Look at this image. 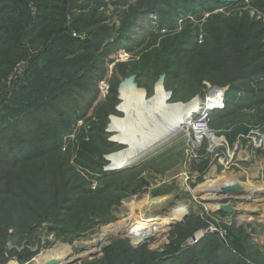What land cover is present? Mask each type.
<instances>
[{
  "label": "rangeland",
  "instance_id": "rangeland-1",
  "mask_svg": "<svg viewBox=\"0 0 264 264\" xmlns=\"http://www.w3.org/2000/svg\"><path fill=\"white\" fill-rule=\"evenodd\" d=\"M36 1L44 0L28 3L32 16L37 13ZM171 6L189 10L179 9L182 14H176ZM151 7L159 14L147 12ZM64 9L65 31L57 46L74 40L100 48L97 53L76 52L78 57L102 56L99 78L84 83L95 85L97 92L90 100L77 89L81 96L70 95L69 103L64 100L71 109L54 106L57 110L51 112L52 121L46 128L51 129L52 140L60 141L58 149L15 166L0 163V178L8 177L15 184V196L0 195V264H37V255L40 260L57 246L72 248L76 259L68 264H164L165 253L176 244L187 248L205 235L213 236L212 240H203L187 253L195 255L196 262L264 264V149L253 147L246 138L254 129L264 134V0H68ZM159 17L166 22L160 24ZM131 25L134 32L126 37L137 36L132 41L123 37ZM55 46L56 42H42L38 50ZM27 51L30 56L18 59L4 86L0 84V117L4 118H0V145L5 150H18L23 140L32 137L21 132L16 106L7 105L12 85L30 64L32 45ZM77 56L65 59L72 61ZM46 57L51 59L50 54ZM168 67L181 77L165 82L164 91L170 97L165 95L160 110L188 107L197 95L203 102L213 94L217 99L213 111L223 110L208 127L229 148H220L217 155L210 153L204 141L197 142L179 124L173 130L179 134L158 144L144 161L120 168L123 171L109 170L113 161L106 158L129 147L113 139L126 134L123 128L112 129L110 117L122 122L128 117L124 99L122 112L118 110L119 84L144 71L146 76L138 86L147 91L143 102H152L158 95L155 83ZM242 72L247 78L233 85L232 79ZM232 87L237 89L232 91ZM216 90L224 94L223 102L219 94L212 93ZM229 91L231 104L226 106ZM255 97L258 101L253 102ZM84 100L90 104H83ZM197 109L187 118L195 116ZM146 115L140 114L138 121ZM63 122L69 129L61 135L58 129ZM244 127L247 132L242 133ZM235 143L239 146L232 151ZM227 150L229 163H220ZM103 173L111 175L104 177ZM210 183L250 184L257 190L217 200L221 194L203 189ZM227 205L232 213L223 211ZM178 209H182L181 216L175 213ZM133 217L170 223L148 222L142 232L127 229L132 235L106 233V240L89 252L94 235L118 229ZM31 255L26 263L19 259Z\"/></svg>",
  "mask_w": 264,
  "mask_h": 264
},
{
  "label": "trees",
  "instance_id": "trees-1",
  "mask_svg": "<svg viewBox=\"0 0 264 264\" xmlns=\"http://www.w3.org/2000/svg\"><path fill=\"white\" fill-rule=\"evenodd\" d=\"M30 1L34 2L35 0H0V84H2V86H4L3 83L6 77L12 71L14 65L19 61L18 59L30 56V53L27 51V46H29V44L32 45L34 51L33 56L29 59V66H27V68L22 71L21 75L18 76L16 83L12 85L10 90L11 100L9 103H7V105L14 104V106L17 108L16 110L20 112L21 117L19 118L18 122L21 132H29L32 137H30V140H23V146L18 150H5L0 145V163L3 165H19L24 160L43 157L49 151L59 148L60 141L58 140V142H55L52 140L48 135L51 129L46 128L47 122L52 121L51 112L57 110L54 106L59 105L62 108L71 109L72 105L70 106L68 104L70 102V95L74 94L81 96L78 91H76L77 89L88 96L90 100L95 97L97 92L96 86H88L84 83L94 82L97 80L99 78V69L102 65V56L96 57L83 55L78 57L77 55L79 54L76 53L80 51H93L94 53H97V50L100 48L97 47L96 44H94V46H84L73 40V43L71 44L60 42L62 45L66 44L65 47L57 46V43H59V37L65 31L64 6L68 0H44L43 2L36 1L35 7L37 13L33 16L30 14L28 8V3ZM214 1L218 2L220 0ZM191 2H188L187 5ZM61 4L63 5L62 7ZM210 7L211 6L205 8L208 9ZM172 8L176 14H182V11L179 9H182L183 12L189 10L188 7H179L177 10H175L174 7ZM147 12H156L159 14L158 9L154 7L149 8ZM144 17L147 18L149 16L145 15ZM160 20V24L166 22L164 19L160 18ZM139 24H141L140 20ZM136 25L133 24L134 27ZM76 26L80 27L81 25L79 22H77ZM133 26L132 28L130 27L129 31H127L125 35L123 34L124 39H129L130 41L136 40L137 36H134V38L126 37L130 31L131 33L134 32ZM152 26H157V24ZM144 32L149 33L148 31ZM121 39L114 44V47L118 46L122 42ZM42 42H56V46L52 49H45V47H43L42 50H38ZM48 54L51 55V59L46 57ZM67 55L77 57L72 61H66L65 57ZM60 59L66 62H62ZM164 74V84L169 77L173 79H178L181 77L178 72H172L171 68L169 67L164 71ZM134 75H136L137 83H139L141 78H145L146 76L144 71L136 72ZM246 78L247 76L242 72L239 77L232 79L231 83L234 85L237 81ZM235 89L237 88L232 87L230 90L235 91ZM228 93H230V91L227 92V98L225 97L226 106H230L231 104ZM35 95L36 97H34ZM36 99H39L40 101H36ZM248 99L250 98L248 97ZM64 100H66L68 103H66ZM30 101L39 102L38 104L43 103V105H35L34 102ZM255 101H258L257 97H255L253 102ZM83 104L89 105L90 103L89 101L84 100ZM76 110L77 107L73 109V113H75ZM222 110L212 112V122L216 116L222 113ZM0 118L2 121H4L3 117ZM15 118V120H17L18 117ZM212 125L217 127L214 124ZM68 129L69 127H66L65 123L63 122L62 125H59L58 130L62 135ZM241 132H247L246 127H244ZM228 139L229 141L231 140L230 137ZM110 145H112L111 142ZM116 171L119 170H115L114 172ZM100 172H102V170ZM108 175L111 174L103 173L104 177ZM14 194L15 184L13 181H11L8 177H1L0 195L13 196ZM106 227H108V225L102 227V229ZM212 238L213 236L211 235H205V237L201 239L200 242H204L205 240L210 241ZM199 243H196V246L193 245L187 248L181 247V244H176V248L165 253L166 257L163 258L164 264H166L169 260L175 261V264H203L196 262V259L193 258L195 255H192V253L187 254L189 250L195 247L198 248L197 245H199ZM176 252H178V255H176ZM32 257L34 256L31 255L27 258L19 257V259L20 261H23L22 263H26Z\"/></svg>",
  "mask_w": 264,
  "mask_h": 264
},
{
  "label": "bare ground",
  "instance_id": "bare-ground-1",
  "mask_svg": "<svg viewBox=\"0 0 264 264\" xmlns=\"http://www.w3.org/2000/svg\"><path fill=\"white\" fill-rule=\"evenodd\" d=\"M215 92L216 94H219L217 91ZM215 92L212 91V93ZM156 94H158L157 98L154 96L155 99H152V102L148 101L149 103H144L143 102L144 98L140 92L133 90L131 87L125 88V90L123 91L122 101L124 99L125 102L123 109L126 111L128 117H126L124 122L116 120V118H112V121L114 123L112 129L115 128L117 129L118 127L123 128L124 133L126 135H123L120 138L114 137L113 139L116 141L123 142V144L127 143V145H125L126 147L129 146L127 147V149H129L130 147L131 148L128 151H125L127 149L120 151L119 153L122 152V154L118 155L117 153L116 155H111L110 160L111 163L113 161V164L108 166L109 170L110 169L115 170L117 168L119 170L124 168H130L132 166H135L137 163L144 161L148 156V154L151 152V150L154 149L158 144L167 140L169 137H174L175 135L179 134L178 132L173 131L179 124H183V126H185V128L188 130L187 131L188 135L194 136L195 140H200L201 137L197 136L194 133L196 126L200 125L203 122L202 120H198L197 114L199 108L195 112V116L192 115V117L187 118V115L190 116V114L194 112L192 109L194 108L196 109L197 107H199L198 102L192 101L190 104H188V107H184V108H181L179 106L166 108V106H164V111H161L160 108L162 104L164 105V101L166 100L165 99L166 94L161 92L160 90H158ZM212 95L213 94H210L202 102L204 107L203 109H205V111H210L209 109H212V107H214L213 102L214 100H216V97ZM191 106H193L194 108L190 109ZM121 108H122V104L120 105V109ZM216 109L217 108H215L214 110ZM188 110L190 112H188ZM146 112L148 113V115L144 117L145 119L143 121L142 120L138 121L139 115ZM229 158L231 159L230 155ZM226 159L228 160L227 157ZM220 163H223V161H221ZM227 187H233V186L230 184H222L218 186L217 184L210 183L203 189L211 190L212 192L210 193L213 192L217 193L219 190L225 189ZM256 187L255 185L252 186L250 184H246L238 188L241 189L242 193H247L250 191H256L257 190ZM226 197L227 195L222 194L218 196V198L216 199L220 200ZM163 200H157V201L163 202ZM178 212L180 216L183 213L182 209H178L175 213L177 214ZM135 217L131 219L130 223H126L121 227H119L118 229L110 228L103 232H98L96 235H94L92 237V241L90 245L87 247V249H89V252L91 253L92 251H94V248H96L98 244L106 240V238L109 236V235L107 236L106 233L113 234L114 232L122 231L120 233L121 235L131 234L129 231H127V229H132L133 231H141L142 229L145 230L148 228L149 225L148 222L151 223L154 222L153 224L155 225L170 223L169 220H164V219L158 220L159 218L141 220V218L138 217L135 218ZM38 258H39L38 255L36 258H34V261L35 262L37 261V264H53V263L68 264L76 259L75 253H73L72 248L67 246L60 248H58L57 246V248H55L54 250L50 251L49 253H46L44 257L42 256L40 260H38Z\"/></svg>",
  "mask_w": 264,
  "mask_h": 264
},
{
  "label": "built area",
  "instance_id": "built-area-1",
  "mask_svg": "<svg viewBox=\"0 0 264 264\" xmlns=\"http://www.w3.org/2000/svg\"><path fill=\"white\" fill-rule=\"evenodd\" d=\"M13 78V77H12ZM217 92H219V90H216ZM214 92V91H213ZM216 93V92H215ZM219 97H217L220 101L223 102V98H224V94L219 92ZM209 96V94L207 95V97ZM213 96V95H212ZM218 96V95H216ZM217 100V99H216ZM199 110H198V120H202L203 122L200 125H197L195 128L194 133L197 136H200V140H196L197 142H202L204 141L206 143V146L208 148V150L210 151V153H214L215 155L218 154L217 151H219L220 148H225L228 149V144L226 143V141L224 139H222L219 136H216V132L211 131L209 129V123L211 121V114L213 111H205V109H203V103L201 102V104L199 105ZM247 138V142L249 144H251L253 147L257 148V149H264V134H262L258 129H254V131H250L249 134L246 136ZM239 146V143H235L233 145V150L235 151ZM230 152H228V150L226 151V154L220 158H222V161H226V164L229 163V161L226 159V157H229V155L231 156V154H229ZM219 156V155H218ZM217 156V157H218ZM224 233H220V236H223Z\"/></svg>",
  "mask_w": 264,
  "mask_h": 264
},
{
  "label": "water",
  "instance_id": "water-1",
  "mask_svg": "<svg viewBox=\"0 0 264 264\" xmlns=\"http://www.w3.org/2000/svg\"><path fill=\"white\" fill-rule=\"evenodd\" d=\"M164 81H165V74H162V75L159 76L157 82L155 83V86H154L155 87L154 88L155 89V94L157 93L158 90H160L161 92H163V93H165L167 95V99H168L170 97V93H167V92L164 91ZM130 87L133 90H136V91L140 92L142 94L143 98L146 97L147 91H146L145 88L138 86V83L136 82V75H130L129 77L125 78L118 86L119 99L121 101V104H122V93H123V91L125 90V88H130ZM193 101H197L198 105L201 104V102H200L201 98L198 95L195 97V99ZM120 105L118 106V110L122 112V110L120 109ZM112 118H116V117L111 116L110 120H112ZM119 152H117V153H119ZM117 153H115V154H117ZM112 155H114V154H112ZM106 159L109 160L110 157H107ZM213 193H215V192H213ZM217 193L221 194V195L225 194V195H227L228 198L226 197L224 199H229L230 196H232V195L242 194V191L238 187L233 186V187H227L225 189L219 190ZM222 209H223V211H225L227 213H232L233 212L232 208L230 206H228V205L227 206H223ZM191 240L194 243L197 241V239H194V238L191 239Z\"/></svg>",
  "mask_w": 264,
  "mask_h": 264
},
{
  "label": "crops",
  "instance_id": "crops-1",
  "mask_svg": "<svg viewBox=\"0 0 264 264\" xmlns=\"http://www.w3.org/2000/svg\"><path fill=\"white\" fill-rule=\"evenodd\" d=\"M119 144H120V143H119ZM123 145H124V144H123ZM263 167H264V166H263ZM263 167H262V168H263ZM259 169H260V168H259Z\"/></svg>",
  "mask_w": 264,
  "mask_h": 264
}]
</instances>
